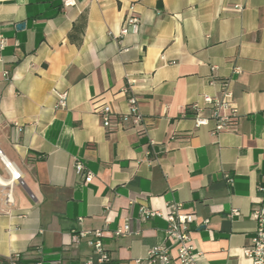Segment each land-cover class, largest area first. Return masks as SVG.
Masks as SVG:
<instances>
[{
  "label": "crops",
  "instance_id": "1",
  "mask_svg": "<svg viewBox=\"0 0 264 264\" xmlns=\"http://www.w3.org/2000/svg\"><path fill=\"white\" fill-rule=\"evenodd\" d=\"M129 15L139 26L121 40ZM0 39V177L9 164L23 183L11 207L0 202V264L15 253L20 264H84L95 257L73 231L125 225L102 240L109 264H145L168 245L167 224L141 209L168 204L193 217L197 264H249L264 180V0H0ZM221 82L236 112L231 130L212 133L192 106L221 98ZM131 97L141 127L130 117L104 128L95 108L128 114Z\"/></svg>",
  "mask_w": 264,
  "mask_h": 264
},
{
  "label": "built area",
  "instance_id": "2",
  "mask_svg": "<svg viewBox=\"0 0 264 264\" xmlns=\"http://www.w3.org/2000/svg\"><path fill=\"white\" fill-rule=\"evenodd\" d=\"M71 3L64 2L67 7ZM139 26V19L134 15L127 16L121 29L119 31V39H123L131 32H135ZM3 42L0 39V48ZM133 80L127 79V86L133 84ZM221 98L211 97L209 95H202L199 105L195 103L192 109L196 112L193 119L196 127L208 126L210 122L213 123L212 133H220L232 129L233 117L235 115V108L232 107L229 101L230 92L226 82H221ZM57 103L56 107H66L67 93H55ZM129 113L117 114L108 105H101L95 108V111L100 115L102 126L104 128H111L116 124L128 122L132 118V124L135 127H141L143 119L138 112L137 100L134 97L129 98ZM203 109H209L210 115L208 117L200 116ZM6 168L10 171V165L6 164ZM75 170L83 179L84 183H90L93 179L92 175L85 171L81 163H76ZM227 183H232V178L225 174ZM23 184L20 180V174L14 175L11 172V178L5 180L0 177V202L6 207H11L14 204L13 200V182ZM257 192L260 194V200L255 205L250 213L251 218L255 221V233L251 245L244 249L243 253L248 259L249 264H264V180L257 184ZM233 215H237L236 210L232 211ZM153 216L163 217L166 221L165 236L168 245H158L154 249L147 252L145 264H197V254L194 253V246L190 237L189 225L193 221V217L189 214L182 213L181 205L168 204L163 213L159 211H151L145 208L141 209V218L147 219ZM130 233L128 225L119 228L113 232L104 229L95 231H73V240L79 242L85 240L86 245L92 250L95 260L90 256L84 264H109L110 256L103 246L104 237H119ZM176 249V257L170 255V248ZM20 255L15 253L9 257L8 264H20ZM33 264H41L35 262Z\"/></svg>",
  "mask_w": 264,
  "mask_h": 264
},
{
  "label": "trees",
  "instance_id": "3",
  "mask_svg": "<svg viewBox=\"0 0 264 264\" xmlns=\"http://www.w3.org/2000/svg\"><path fill=\"white\" fill-rule=\"evenodd\" d=\"M86 25V16L82 15L80 16V18L77 20V22L74 23L71 33L69 35L70 38L74 39V34L76 32H81L83 31V29L85 28ZM1 261V260H0Z\"/></svg>",
  "mask_w": 264,
  "mask_h": 264
},
{
  "label": "bare ground",
  "instance_id": "4",
  "mask_svg": "<svg viewBox=\"0 0 264 264\" xmlns=\"http://www.w3.org/2000/svg\"><path fill=\"white\" fill-rule=\"evenodd\" d=\"M10 169H11V171H12V173H13L14 175H17V172L15 171V169H14L12 166H10Z\"/></svg>",
  "mask_w": 264,
  "mask_h": 264
},
{
  "label": "water",
  "instance_id": "5",
  "mask_svg": "<svg viewBox=\"0 0 264 264\" xmlns=\"http://www.w3.org/2000/svg\"><path fill=\"white\" fill-rule=\"evenodd\" d=\"M24 25L23 24H19L17 25V28H22Z\"/></svg>",
  "mask_w": 264,
  "mask_h": 264
}]
</instances>
